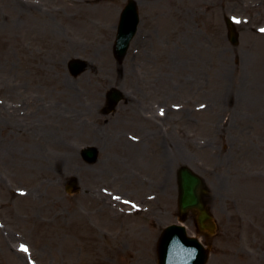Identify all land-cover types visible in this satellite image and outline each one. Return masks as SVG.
I'll return each mask as SVG.
<instances>
[{"label":"rangeland","instance_id":"1","mask_svg":"<svg viewBox=\"0 0 264 264\" xmlns=\"http://www.w3.org/2000/svg\"><path fill=\"white\" fill-rule=\"evenodd\" d=\"M126 1L0 0V264H157L181 166L209 189L211 237L182 224L206 264H264V0H134L117 61ZM113 89L126 101L103 115Z\"/></svg>","mask_w":264,"mask_h":264},{"label":"water","instance_id":"2","mask_svg":"<svg viewBox=\"0 0 264 264\" xmlns=\"http://www.w3.org/2000/svg\"><path fill=\"white\" fill-rule=\"evenodd\" d=\"M137 8L134 1L129 0L120 14L117 27L116 40L113 54L117 61H121L129 48L130 41L137 30L138 25ZM228 39L231 44L236 45L237 33L232 23L226 19ZM69 70L73 76L84 72L87 63L80 59H73L69 62ZM107 107L104 111L109 114L121 100L119 91L113 89L107 94ZM97 149L88 147L82 150L81 155L85 162L94 163L97 160ZM177 182L179 189L178 207L182 214L188 210L198 212V223L201 230L207 228L214 230V225L204 226L205 222L211 221V216L205 209L203 198L207 195V188L203 180L187 167H180L177 171ZM76 180L71 179L66 191H75ZM158 264H205L207 261V250L195 238L186 236L184 228L177 225H170L165 228L158 241Z\"/></svg>","mask_w":264,"mask_h":264},{"label":"bare ground","instance_id":"3","mask_svg":"<svg viewBox=\"0 0 264 264\" xmlns=\"http://www.w3.org/2000/svg\"><path fill=\"white\" fill-rule=\"evenodd\" d=\"M238 98V97H237ZM239 102H242V100H241V98L239 97V99H237ZM229 125H230V123H229ZM229 125H227V126H229ZM106 239L104 238V237H102V239H101V242H99L98 244H101V248H102V253L105 255V249H106ZM9 247V246H8ZM10 249V248H9Z\"/></svg>","mask_w":264,"mask_h":264},{"label":"snow or ice","instance_id":"4","mask_svg":"<svg viewBox=\"0 0 264 264\" xmlns=\"http://www.w3.org/2000/svg\"><path fill=\"white\" fill-rule=\"evenodd\" d=\"M26 251V249H24Z\"/></svg>","mask_w":264,"mask_h":264}]
</instances>
